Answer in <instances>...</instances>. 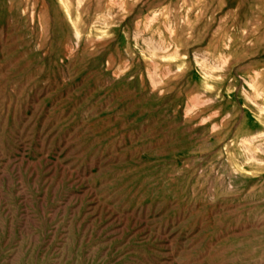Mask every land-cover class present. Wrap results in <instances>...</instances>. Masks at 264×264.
I'll return each mask as SVG.
<instances>
[{"label": "rangeland", "instance_id": "rangeland-1", "mask_svg": "<svg viewBox=\"0 0 264 264\" xmlns=\"http://www.w3.org/2000/svg\"><path fill=\"white\" fill-rule=\"evenodd\" d=\"M0 189V264H264V0H0Z\"/></svg>", "mask_w": 264, "mask_h": 264}, {"label": "bare ground", "instance_id": "bare-ground-1", "mask_svg": "<svg viewBox=\"0 0 264 264\" xmlns=\"http://www.w3.org/2000/svg\"><path fill=\"white\" fill-rule=\"evenodd\" d=\"M225 60V59H224ZM203 61V60H202ZM211 70H213V69H211ZM108 101V100H107ZM59 114V113H58ZM184 116V115H183ZM118 121V120H117ZM121 123V122H120ZM24 126V125H23ZM20 135V134H19ZM45 137V136H44ZM43 140V139H42ZM53 147V146H52ZM66 147V146H65ZM35 177V176H34ZM1 190V189H0ZM135 192V191H134ZM22 196V195H21ZM74 204V203H73ZM115 204V203H114ZM111 205V204H110ZM72 206V205H71ZM263 223V222H262ZM138 226V225H137ZM250 254V253H249ZM137 263H139V262H137Z\"/></svg>", "mask_w": 264, "mask_h": 264}]
</instances>
